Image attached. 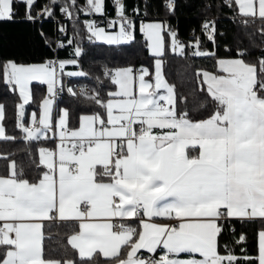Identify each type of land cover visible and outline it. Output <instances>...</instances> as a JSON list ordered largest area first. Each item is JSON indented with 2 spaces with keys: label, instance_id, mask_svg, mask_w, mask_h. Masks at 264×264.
<instances>
[{
  "label": "snow or ice",
  "instance_id": "obj_1",
  "mask_svg": "<svg viewBox=\"0 0 264 264\" xmlns=\"http://www.w3.org/2000/svg\"><path fill=\"white\" fill-rule=\"evenodd\" d=\"M75 3L68 0L60 11L72 18ZM36 4L0 0V22H14L21 10L22 18L33 23L53 15L49 5L34 13ZM225 4L235 6L245 26L249 19L264 21V0ZM112 5L116 15L107 19L106 27L84 22L89 40L121 45L135 39L137 25L126 14L124 0H112ZM165 7L174 11V0H167ZM83 11L106 16L105 0H85ZM132 11L139 14V8ZM202 29L215 45V22L206 20ZM139 31L154 59V73L144 66L106 69L115 90L106 98L96 93L92 100L100 111L79 115L78 127L72 126L67 108L58 119L53 115L63 77L87 75L64 72L76 59L27 63L0 55V81L21 99L15 127L23 139H52V132L59 141L54 148L39 149L32 176L11 154L0 155L9 161L6 174L0 175V264H78L67 252L57 257L52 255L56 249L46 251L53 225H65L71 233L67 245L78 251L79 264H92L98 254L108 264H264V56L249 62L244 58L249 51L237 49L235 57H217L201 51V41L194 37L192 55L215 61L213 70L195 73L213 108L206 118L194 119L177 107L175 85L163 72L165 34L173 52L183 56L185 44L164 21H141ZM259 32L264 35V24ZM39 35L49 47L73 43L49 41L43 31ZM81 54L77 46L73 55ZM33 82L47 85V95L39 113L33 111L26 123ZM67 91L76 94L72 88ZM207 107L201 101L194 111ZM4 120L5 106L0 104V140H15ZM230 219L259 222L254 254L245 248L238 256L221 245V221ZM244 243L247 236L241 234L236 244Z\"/></svg>",
  "mask_w": 264,
  "mask_h": 264
},
{
  "label": "trees",
  "instance_id": "obj_2",
  "mask_svg": "<svg viewBox=\"0 0 264 264\" xmlns=\"http://www.w3.org/2000/svg\"><path fill=\"white\" fill-rule=\"evenodd\" d=\"M45 1L53 9L51 17L41 18L33 23L24 20L21 10L14 22H0V55L6 58H15L20 62L39 63L44 59L56 57L59 59H76L85 76H64L63 83L72 85L78 83L86 86L84 92L75 95L64 91L61 98L56 100V108L65 107L70 111L71 124L78 125V117L82 114L100 111L92 97L99 93L102 98H106L108 91L115 88L109 79L103 74V68L111 70L116 67L133 66L139 68L147 67L153 73L154 59L149 54L143 35L139 31L141 21L159 20L166 22L177 32V39L185 44V54L182 56L171 49V39L165 34V56L163 72L166 80L175 85L177 94V107L180 110H187L194 119H204L212 111L213 105L206 91H200L199 79L196 76L198 69L213 70L215 61L211 57L193 56L195 50L190 47L194 38L190 36L194 33L201 41V51H213L217 57L231 58L237 54V49H247L250 54L244 58L249 62H255L257 57L264 56V35L259 29L264 21L257 19L254 23L249 19L247 26L241 23L242 17L236 15L235 6L229 7L224 0H174V11L169 12L165 7L167 0H124L126 14L131 16L136 22L135 39L121 45H108L105 42L89 40L91 35L83 26L84 19L96 16L95 13L83 11L85 0H76L72 7L74 15L72 18L62 20L60 18V7L68 0H57L55 4L51 0H37L33 12L43 7ZM106 13L115 16V9L112 0H105ZM133 8H139V14L134 13ZM214 21L216 26V44L210 42L203 32L202 25L205 21ZM64 26L68 34L75 35L76 44L82 49L79 57L73 55L74 51L70 45L63 50H55L54 44L47 46L41 39L39 33L43 31L49 41H55L57 29ZM118 30V29H115ZM111 31V30H108ZM182 73V75H177ZM33 98L28 105H25V122H29L30 112L39 110L41 99L46 94V86L33 82L30 85ZM206 88V86H205ZM206 101L208 107L201 109L199 113L194 108L201 102ZM20 102L17 92L7 89L0 81V104L5 106L4 126L8 135L15 137V140H0V155L11 154V159L15 160L18 166H22L24 173L28 176L35 175V165L39 163L38 149L40 147H51L54 139L41 138L39 140L26 141L23 139L24 133L15 127L16 105ZM9 161L0 159V175L6 174ZM224 230L219 237L221 245L227 244L234 250L235 255H242V249H247V254L255 253V232L259 222L241 223L239 220L230 219L221 221ZM66 226L53 225L50 235L51 240H46V251L56 249L52 255L59 256L67 252L79 264L80 258L76 250L67 245V236L70 232L65 231ZM234 228L233 233L231 229ZM47 231V230H46ZM241 234L247 236V243L236 244V240ZM92 264H108L100 255L92 261ZM240 264H244L241 260Z\"/></svg>",
  "mask_w": 264,
  "mask_h": 264
},
{
  "label": "built area",
  "instance_id": "obj_3",
  "mask_svg": "<svg viewBox=\"0 0 264 264\" xmlns=\"http://www.w3.org/2000/svg\"><path fill=\"white\" fill-rule=\"evenodd\" d=\"M48 4H49V2L48 1H45L44 4H43V6L44 5H48ZM60 18L62 20H64V19H67L68 17L66 16L65 13H63V12L60 11ZM112 18H115V16L112 17V16H109V15H106L104 17H101L99 15H96V16H91L89 18H85L83 22H85L86 20H94V21H97L100 24V26L106 27V21H107V19H112ZM83 26L87 30V27H86L85 23L83 24ZM107 30H113V29H107ZM190 36L192 38L196 37V35L194 33H191ZM69 39H71L73 41V43L70 45V49L74 51V49L77 47V44H76V41H75L76 40L75 35H72V34L69 35L67 28H66V31L63 32V33L59 32L57 30L56 37H55V41L63 42L65 45H67V41ZM67 46H69V45H67ZM54 48H55V50H63V49H65V48H60V49L56 48V44H54ZM51 59H56V57H51ZM77 69H80L79 65H77ZM106 69H107L106 67L103 68V74L105 73V70ZM68 88H72L74 93H80L81 92V89H83V90L86 89V86L84 87V86H82V85H80L78 83H73L72 85L69 86V85H65L63 83V90L58 92V95L55 97L54 102L56 100H58L59 98H61L63 92L65 90L67 91ZM45 95H47V92H46ZM56 142H59L58 139H54V145L51 146L52 148L55 147Z\"/></svg>",
  "mask_w": 264,
  "mask_h": 264
},
{
  "label": "crops",
  "instance_id": "obj_4",
  "mask_svg": "<svg viewBox=\"0 0 264 264\" xmlns=\"http://www.w3.org/2000/svg\"><path fill=\"white\" fill-rule=\"evenodd\" d=\"M155 21H159V20H146V21H143V22H145V23H147V22H155ZM112 31V30H111ZM143 35V34H142ZM144 37V36H143ZM93 40H95L94 38H93ZM103 42V41H102ZM146 47H147V45H146ZM147 50H148V48H147ZM148 52H149V50H148ZM178 52V51H177ZM179 53V52H178ZM149 54H150V52H149ZM81 71V69H77V67L75 66H73V65H71V64H68V65H66L65 66V69H64V72L66 73V72H80ZM153 73H154V66H153ZM65 76H67V75H65ZM46 86V92H47V85H45ZM115 90V89H114ZM113 90V91H114ZM17 94H18V91H17ZM18 96H19V94H18ZM44 97V96H43ZM43 99V98H42ZM42 99H41V101H42ZM19 100H20V102H21V99H20V97H19ZM19 102V103H20ZM41 103V102H40ZM61 109H65V107H59V108H56V106H55V103H54V105H53V115H54V120L55 119H58V116H59V114H60V110ZM31 113L32 112H30V114H29V122H30V119H31ZM37 113H39V110H38V112ZM87 114H91V113H87ZM76 127H78V125L76 126ZM48 136L49 137H52L53 139H58V136H53V133L52 132H49L48 133ZM41 138H43V137H41ZM56 143H58V142H56ZM41 148V147H40ZM39 148V149H40ZM45 148H49V149H51L52 147H45ZM39 149H38V160H39ZM158 222H167L166 220H163V219H158ZM77 252V254H78V251H76ZM158 254H160V253H158ZM98 255H100V254H98ZM101 256V255H100Z\"/></svg>",
  "mask_w": 264,
  "mask_h": 264
}]
</instances>
